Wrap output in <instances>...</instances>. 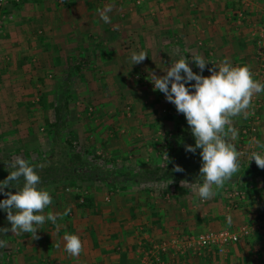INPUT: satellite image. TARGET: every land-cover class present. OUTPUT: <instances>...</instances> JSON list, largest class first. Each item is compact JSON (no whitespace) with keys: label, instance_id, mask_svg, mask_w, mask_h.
I'll list each match as a JSON object with an SVG mask.
<instances>
[{"label":"crops","instance_id":"0c3cea01","mask_svg":"<svg viewBox=\"0 0 264 264\" xmlns=\"http://www.w3.org/2000/svg\"><path fill=\"white\" fill-rule=\"evenodd\" d=\"M9 1L10 13L15 14L19 22L11 25V32L10 29L6 32L14 33L15 40L18 38L21 46L29 51L22 57L25 61H29L32 51H38L34 42L37 38L38 49L40 52L49 50L53 65L60 62L62 53L56 50L61 48L76 51L74 57L73 53L69 54L75 63L87 59L88 63L97 66L115 67L131 63L128 54L122 50L124 47L131 46L129 49L133 50L141 49V46L149 48L152 44L156 54L150 63L156 66L159 74L165 70L162 65L170 67L181 58L190 62L193 56L200 55L208 62V50L211 49L221 62L249 67L253 79L259 81L261 64L256 63L250 32L257 23L264 29V0H247L249 7L245 14L249 22L239 30L233 26L236 25L235 12L242 8L240 0H144L143 6L134 10L128 8L124 0H21L23 10L20 0ZM106 5L113 9L109 13L110 23H104L99 16ZM148 11L153 12L152 17ZM135 31L138 40L128 42L129 33L133 37ZM18 32L24 33L23 39ZM36 34L43 35L39 38ZM149 37L152 41H144ZM6 43L10 45L0 41V48L8 45ZM198 43L201 47L196 48ZM90 47L100 51V56ZM159 49H170V52L157 53ZM52 50L55 52L51 53ZM202 73L199 71V75ZM255 96L263 101L260 127L253 134L255 136H246L249 137L247 142L238 140L237 136L233 139L230 134L226 137L237 150L239 146L248 148L244 157L239 156L238 171L247 179H253L251 183L255 185L246 189V200L231 196L225 201L219 200L218 196L195 205L197 200L189 199L183 192L162 201L155 194L159 180L140 185L139 182L131 184L124 177L117 189L119 193L109 202L99 203L101 200L93 196L90 207L71 208L72 218L58 219L55 224L49 222L45 235L30 240L32 248L40 249L37 255L33 251L34 255L25 252L26 264H264V226L255 225L264 217V181L255 179L257 176L264 179V169L255 162H248L253 151L264 152L255 143H264V92ZM231 119V127L237 131L243 120L240 116ZM228 127H225L226 132ZM6 159L1 156L0 164L7 163ZM246 170L249 175L245 174ZM243 225L253 226L251 235L226 247L222 253L215 247L199 256L197 251L200 250L188 249L181 244L190 235L196 237L227 226L238 230ZM65 234L77 235L82 241L83 251L78 257L65 252ZM163 245H169L164 253L153 249Z\"/></svg>","mask_w":264,"mask_h":264},{"label":"rangeland","instance_id":"374dc122","mask_svg":"<svg viewBox=\"0 0 264 264\" xmlns=\"http://www.w3.org/2000/svg\"><path fill=\"white\" fill-rule=\"evenodd\" d=\"M20 2L22 4L21 0L19 4ZM124 2L128 8L134 10L143 6L144 0L140 5H137L135 0H124ZM240 2L242 8L235 12L236 25L233 29L236 30L247 26L249 22L245 14L249 2L247 0ZM20 7L23 10V4ZM10 8V1H7L0 9V41L10 43L0 48V158L7 157V163L0 164V181H3L13 170L9 165L17 157L25 159L32 166L34 163L37 166L40 164L46 166L48 162L56 161L58 156H62V160L65 161L74 153L79 154L83 160L81 168H84L82 171L85 174L82 179L76 176L70 181L62 180L57 184L37 186L38 189L48 191L52 197L53 202L44 210V214L63 213L67 208L82 209L85 199L91 196L92 200L93 196L101 200L99 203L109 202L112 196L119 193L117 189L121 187L120 183L124 177L127 179L125 181L137 184L139 181H134L133 177H136V174L163 168L173 148L182 149V152L187 153L186 147L183 148L184 145L180 144L183 137L188 138L191 135L186 118L182 113L177 112L174 104L166 100L164 93L153 90L154 85L150 82V74L158 75L160 72L150 63L151 58L156 54L152 44H149V48L141 46V49L130 50L131 46H129L122 49L128 54V58L133 52L137 54L141 51L145 52L148 55L145 61H149L148 63L132 65L127 62L115 67L105 64L97 66L88 63L87 59L83 63L82 61L75 63L69 54L73 53L74 57L76 51L71 48H61L56 50L57 53L60 51L62 53L61 59H58L60 62L53 65L49 50L40 52L38 49L37 38L34 42L38 51H32L29 61H25L22 57L29 51L21 46L18 38L15 40L17 36L14 33L6 32V29H10L11 32V25L19 22L16 15L10 13ZM152 13L148 11L150 17L153 16ZM148 15L146 16L150 18ZM262 26L260 23L255 24L250 37L256 53V63L261 64V71L258 72L259 82L264 83V58L260 54L258 44V40L264 34ZM18 34L23 39L24 33L18 32ZM42 35L36 34L39 38ZM137 35L136 32L132 37L129 33L128 42H136ZM147 40L152 41L151 37L144 41ZM199 43L196 48L201 47ZM90 49L91 51L95 49V53L100 56V51L96 48L90 47ZM169 50L159 49L157 53L163 51L164 54H168ZM53 52L55 50L51 51ZM208 54L209 63L203 70V76L206 73L210 76L209 69L222 63L211 49L208 50ZM162 67L165 70L159 76L166 74L168 65ZM189 67L194 73L199 74L200 69L194 61L189 62ZM190 83L194 84L195 81ZM190 91L194 89L190 88ZM262 103L261 98L253 96L247 117L240 116L243 124L236 131L238 140L241 138L242 142H247L251 135V137L255 136L253 134H256L260 127ZM56 109L61 110L62 121L59 124L56 123ZM53 124L57 127H53ZM66 140L71 142L72 148L66 145ZM186 144H190V141ZM244 148L242 146L238 148L240 157H244L243 155L248 152V148ZM242 162L247 164V161ZM248 162L253 164L255 160L250 161L249 158ZM194 164L201 167L202 158ZM248 170L246 175H249ZM87 173L91 174L86 176ZM259 177H255L257 182L264 181L262 176L258 179ZM154 180L160 181L155 194H158L162 201L186 192L185 195L189 199L197 200L195 205L206 203L197 195L198 186L202 181H179L162 174L155 176ZM246 180L249 179L237 172L223 188L216 189L213 185L215 195L211 199L219 196V200L227 201L230 200V194L237 191L241 192L246 200V189L255 186L251 183L253 179L249 180V183H246ZM138 184L149 185L150 180H143ZM231 187H234V190H231ZM0 197L6 196L0 193ZM72 210L62 220L72 218L74 215ZM49 222L46 221L44 225L39 226L37 239L47 233ZM243 226L249 229L248 236H250L253 226ZM223 230L236 231L235 228L228 226ZM248 236L243 237L242 240ZM31 239L33 237L29 233L9 231L7 246L4 247L2 256L3 264H26L25 252L34 255L31 253L33 251L37 255L40 248H32ZM208 250L209 248L202 249L200 250L202 252L197 251V254L202 256L203 252Z\"/></svg>","mask_w":264,"mask_h":264},{"label":"clouds","instance_id":"9594fccd","mask_svg":"<svg viewBox=\"0 0 264 264\" xmlns=\"http://www.w3.org/2000/svg\"><path fill=\"white\" fill-rule=\"evenodd\" d=\"M112 10L111 5H106L99 12L104 23L111 22L109 13ZM146 57L148 55L143 51L139 54L133 52L130 57L131 64H139ZM191 60L201 72L209 63L200 55L193 56ZM214 66L209 69L211 75L205 77L194 73L189 67V60L181 58L171 63L165 75L150 74L153 90L164 93L166 100L175 105L177 112L185 116L190 126L195 146L187 145L185 150L192 153L197 149L201 150L202 166L199 173L203 179L198 186L197 195L202 200L211 199L215 195L213 185L216 189L223 188L239 171L240 153L235 145L226 139L229 134L233 139L237 135L236 130L231 127V118L241 115L246 118L252 106L253 96L264 92V83L253 79L249 67L233 66L228 61ZM192 81L195 83L191 84ZM190 88L194 91H190ZM226 126H229L227 132ZM255 143L264 150V143L259 141ZM253 159L259 168L264 169V152L253 151L250 161ZM9 166L13 170L0 181V193L7 197L0 200V209L7 213V221L10 222L11 228H0V233L4 235L9 231L29 233L33 239H37L39 226L44 225L46 221L55 224L58 218L68 216L71 209L67 208L63 213L44 214V210L53 201L48 191L38 189L41 178L34 166L20 157ZM36 167L43 168L45 165L40 164ZM174 171L183 172L184 169L176 165ZM21 180L22 187L19 185ZM10 187H15L17 191L15 193L5 191ZM228 222L231 223V217ZM63 240L64 250L70 256L78 257L83 251L82 241L77 235L65 234ZM6 246L7 241L0 239V248Z\"/></svg>","mask_w":264,"mask_h":264},{"label":"trees","instance_id":"16d2710c","mask_svg":"<svg viewBox=\"0 0 264 264\" xmlns=\"http://www.w3.org/2000/svg\"><path fill=\"white\" fill-rule=\"evenodd\" d=\"M60 112L61 110H57V109L55 110V115L57 117L56 119L57 124L61 123L62 121L60 118ZM52 126L55 128L57 127V125L55 124H53ZM186 137L187 136L183 137L180 140L181 141L180 144L184 145L183 148H185L187 145L195 146V138L192 135V133L188 138ZM188 141H190V144H186ZM65 143L69 148H72L71 142L69 140H66ZM181 150L180 149L176 150L175 148L171 149L169 158L167 162H165L163 168L151 170V172L150 171L143 172V174H146V176L143 174H136V177L132 176L134 178V181L138 180L140 182L143 180H154L155 176H159V174L167 175V177H170L172 179L179 180V181L181 180L188 181V182L202 181L203 178L200 177V173H199L200 167H198L197 164H194L195 162L199 161V158H201L200 149H197L195 153H192V152L185 153V152H182ZM57 156L58 155H56V157ZM71 156H69L70 159L65 160V161L62 160V156H58L57 159L56 158L55 159L56 161H59V162L50 161L43 168L36 167L37 164L34 163L33 166L35 168V171L41 178L40 185L44 186L50 183L57 184L59 181H62V180L70 181V179H75L76 176L82 179V177L85 175L82 171L84 168H81L83 160L81 156L77 153H74ZM176 165H179L180 167H182L184 171L183 172L174 171V168ZM89 174L91 173H87L86 176ZM70 184L72 185V183ZM19 185L22 187L23 181H20ZM9 191H12L13 193H15L17 189L15 187H10ZM91 197H88L85 199V202L83 203L84 206L90 207L92 205ZM6 198L7 197L5 198L0 197V200L6 199ZM77 199H79V197H77ZM5 227L10 229L11 224L10 222L7 221V213L4 210L0 209V228H5ZM8 233L6 235L0 233V239L7 241ZM3 253H4V247L0 248V264H3V261H2Z\"/></svg>","mask_w":264,"mask_h":264},{"label":"built area","instance_id":"2783aa9c","mask_svg":"<svg viewBox=\"0 0 264 264\" xmlns=\"http://www.w3.org/2000/svg\"><path fill=\"white\" fill-rule=\"evenodd\" d=\"M8 0H0V9L5 6ZM18 2V0H16ZM137 5H140L142 0H135ZM258 44L260 46L261 50V56L264 58V34H262L261 38L258 40ZM254 132V129H252ZM240 197L241 199L244 198L241 192L233 191L229 197ZM258 226H264V217L255 224ZM249 229L245 226H241L236 231H229V230H221L218 232L214 231H208L206 233H203L197 237H187L181 241V244L184 245L185 248L188 249H211V248H217L219 252H223L224 249L231 244H235L239 242L243 237H246L249 235ZM169 245H163L159 248L154 247L153 249L157 250L160 253H164L168 250Z\"/></svg>","mask_w":264,"mask_h":264}]
</instances>
